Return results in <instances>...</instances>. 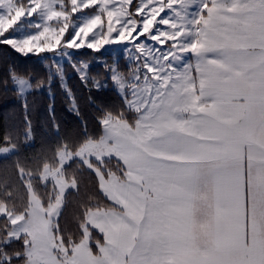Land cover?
Wrapping results in <instances>:
<instances>
[{
	"label": "snow or ice",
	"instance_id": "6c2138e0",
	"mask_svg": "<svg viewBox=\"0 0 264 264\" xmlns=\"http://www.w3.org/2000/svg\"><path fill=\"white\" fill-rule=\"evenodd\" d=\"M0 45L50 68L0 80L24 120L23 140L0 133V157H15L0 164V264H264V0H0ZM57 57L89 93L118 90L120 105L98 106L100 132ZM56 78L82 134L20 156L35 138L30 91L47 90L60 132Z\"/></svg>",
	"mask_w": 264,
	"mask_h": 264
},
{
	"label": "trees",
	"instance_id": "16d2710c",
	"mask_svg": "<svg viewBox=\"0 0 264 264\" xmlns=\"http://www.w3.org/2000/svg\"><path fill=\"white\" fill-rule=\"evenodd\" d=\"M79 55L90 58L89 51H81ZM104 56L108 55L104 54ZM11 65H15L18 70H29L32 76L36 78L46 76L50 70L37 55L25 56L17 53L10 46L0 45V80H3L7 76L6 69ZM89 72L91 74H98L103 73L104 70L101 65L94 62L90 66ZM66 73L67 84L75 94V98L80 106L81 116L87 122L88 131L90 133L100 132V125L95 118L99 111L98 106L120 105L122 101L119 94L110 81L107 88L100 91L93 90L89 93L74 70L68 68L66 69ZM104 74L107 75L106 73ZM52 89L54 93V112L56 120L60 125V132L57 134L52 128V121L48 112L50 97L47 90L30 91L26 95L32 116L35 138L32 142L23 144L21 151L18 153L20 156H30L50 149L61 136L82 134L81 118L69 110V97L61 88L58 78L54 79ZM4 90L3 86L0 85V91ZM6 90L8 92L7 99L0 100V133L10 130L13 133H19L20 139L23 140L24 120L21 101L14 98L15 89L11 81L8 82ZM89 95L93 97V101L88 100ZM33 107L34 111L32 110ZM14 158L13 156L1 157L0 164L10 162ZM85 177L90 180L89 187L94 190V176L85 173ZM76 211L74 203H70L65 209V216L69 227L73 231L75 230L73 215Z\"/></svg>",
	"mask_w": 264,
	"mask_h": 264
},
{
	"label": "rangeland",
	"instance_id": "374dc122",
	"mask_svg": "<svg viewBox=\"0 0 264 264\" xmlns=\"http://www.w3.org/2000/svg\"><path fill=\"white\" fill-rule=\"evenodd\" d=\"M107 47V51L105 52V54H107L108 56H104V58L110 63L111 62V60H112V53H113V51H116L117 53H118V55H117V57H116V59L118 60V63H119V67H120V69L122 70V71H126L128 68H129V62L124 58V55H123V51H122V49H120V48H113V47H109V46H106ZM81 51H88V50H80L79 52H81ZM79 52L76 54V56L74 57V59H76V60H83V59H89V58H87V57H85V56H81V55H79ZM29 55H36V54H29ZM38 56V58L40 59V60H42L43 61V59L47 56V54H40V55H37ZM110 58V59H109ZM57 59V61L58 62H60L64 67H65V69H68V68H71L70 67V65L68 64V62H67V60L66 59H63V60H61L60 58H56ZM110 61H109V60ZM94 62H96L95 60H91V62H90V64H89V68H90V66L91 65H93V63ZM96 63H98V62H96ZM99 65H101L102 66V64L101 63H98ZM49 68V67H48ZM50 69V68H49ZM72 69V68H71ZM73 70V69H72ZM70 72H72V71H70ZM67 74V73H66ZM78 74V73H77ZM91 74V73H90ZM107 74V73H106ZM67 82V81H66ZM112 84V83H111ZM112 86L115 88V90L117 91V93H118V90L116 89V87L112 84ZM119 94V93H118ZM1 158V157H0Z\"/></svg>",
	"mask_w": 264,
	"mask_h": 264
}]
</instances>
